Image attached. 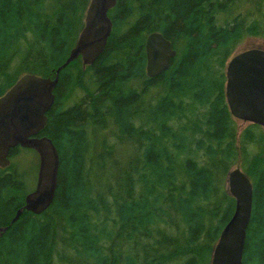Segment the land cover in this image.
<instances>
[{
  "label": "trees",
  "instance_id": "1",
  "mask_svg": "<svg viewBox=\"0 0 264 264\" xmlns=\"http://www.w3.org/2000/svg\"><path fill=\"white\" fill-rule=\"evenodd\" d=\"M89 2L0 0V96L23 74L55 76ZM109 16L102 55L60 71L41 132L60 155L52 204L12 222L32 190L12 159L29 148L0 167V264H210L240 162L253 183L243 262L264 264V127L239 133L225 90L237 45L264 39V0H117ZM154 31L176 56L151 78Z\"/></svg>",
  "mask_w": 264,
  "mask_h": 264
},
{
  "label": "water",
  "instance_id": "2",
  "mask_svg": "<svg viewBox=\"0 0 264 264\" xmlns=\"http://www.w3.org/2000/svg\"><path fill=\"white\" fill-rule=\"evenodd\" d=\"M117 0H90L84 26L66 61L54 77L26 73L0 96V167L10 164L13 148L33 149L39 156L37 182L18 209L12 222L24 210L41 214L53 202L60 169V155L53 140L42 135L55 103L60 71L81 58L83 66L93 64L104 52L112 33L109 11ZM147 75L158 77L168 70L176 50L161 32L146 38ZM226 100L235 119L264 127V47H254L232 55L226 66ZM228 190L235 199V210L214 246L210 264H244L247 230L252 216L253 183L240 167L230 170ZM5 228H0V233Z\"/></svg>",
  "mask_w": 264,
  "mask_h": 264
},
{
  "label": "rangeland",
  "instance_id": "3",
  "mask_svg": "<svg viewBox=\"0 0 264 264\" xmlns=\"http://www.w3.org/2000/svg\"><path fill=\"white\" fill-rule=\"evenodd\" d=\"M254 47H264V39L261 37L248 36L244 38L237 45L234 54H237L243 50L254 48ZM236 121L239 126V133L249 124L247 122H244L238 119H236ZM95 140H96V136H95ZM12 161L19 163L23 169H26V170L29 169L32 172V176L29 180V187L32 188L33 190L37 182L39 161H40L37 152H35L33 149H27V150L23 149L22 152H20V154L13 157ZM236 167L241 168V162L238 163L234 168ZM226 186L228 188L227 181H226Z\"/></svg>",
  "mask_w": 264,
  "mask_h": 264
}]
</instances>
